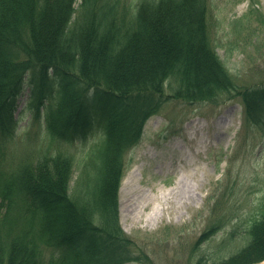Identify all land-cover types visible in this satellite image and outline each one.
<instances>
[{"label":"trees","instance_id":"16d2710c","mask_svg":"<svg viewBox=\"0 0 264 264\" xmlns=\"http://www.w3.org/2000/svg\"><path fill=\"white\" fill-rule=\"evenodd\" d=\"M73 2L0 0L3 155L16 136L14 111L26 73L36 85L35 117L46 91L58 86V101L46 113L49 139L71 142L97 127L103 132L73 190L76 160L64 151L21 158L9 173L2 171L0 210H7L0 215V264L149 260L119 224L118 202L123 156L142 138L147 119L169 98L190 104L239 96L245 119L262 122L264 84L239 85L217 55L206 0H139L131 16L121 0H84L75 20ZM214 229L207 228L198 245ZM263 259L264 206L248 228L247 242L208 264Z\"/></svg>","mask_w":264,"mask_h":264},{"label":"rangeland","instance_id":"374dc122","mask_svg":"<svg viewBox=\"0 0 264 264\" xmlns=\"http://www.w3.org/2000/svg\"><path fill=\"white\" fill-rule=\"evenodd\" d=\"M209 1V29L220 58L239 85L263 84L264 0ZM81 2L76 0L78 10ZM120 3L121 7H127L128 15L134 10L131 0ZM33 88V83L27 82L17 104L15 114L19 123L16 142L10 143L11 168L16 164L12 156L44 152L47 146L44 140L41 146L38 144L42 135H39L40 122L32 118ZM56 100L54 89L45 99V105ZM242 114L243 104L237 97L219 105L206 101L188 104L173 99L147 120L143 139L127 154L132 161L122 179L119 202L120 223L150 259L125 264H198L199 261L208 264L229 257L247 242L248 228L261 214L264 204V130L258 124L245 123ZM95 138L68 147L78 161L72 190ZM203 140L207 146L196 153ZM65 147L53 145V148ZM181 149L195 150V169L185 184L180 182L183 167L176 175L163 174L157 167L171 159L176 163ZM143 162L135 199L140 200L142 190L156 192V187H162L160 194L167 199L163 200L171 212L166 211L160 218L147 222L144 218L149 209H145L143 220L136 223L134 215L122 208V200L128 195L125 178L133 166ZM3 163L0 171L7 170V160ZM172 194L178 204L173 202ZM211 226L217 233L198 245L206 228Z\"/></svg>","mask_w":264,"mask_h":264},{"label":"bare ground","instance_id":"6f19581e","mask_svg":"<svg viewBox=\"0 0 264 264\" xmlns=\"http://www.w3.org/2000/svg\"><path fill=\"white\" fill-rule=\"evenodd\" d=\"M193 142V140H192ZM201 145L198 147L197 151L195 150H185V149H181L178 153V157L176 158V163L173 162V160L171 159L170 161H167L165 163H160V165H158L157 167L159 168V171L161 170V172L163 174H171L174 173L176 175V173L179 171V168L183 167V171L182 173V178L180 180V182H183V184H185L186 179L188 178V175H190L191 173H193L194 171V166L193 164L195 163V155L194 153H199L201 152L205 146H207V143H205V140H203L201 143ZM178 147V144H175V147ZM195 151V152H194ZM145 165V162L136 165V167H134L127 175V177L125 178L126 181V189L128 191V195L125 196L122 200V208L126 211V212H130L132 215H134L133 219L136 223H140V221L143 220V213L145 211V209H149L148 213L145 215L144 220L149 222L152 219H157L160 218L162 216V214L166 211H169V206L165 205V201L167 199H164L163 195H161V191H162V187L158 188L156 186L155 190L156 192H154L152 189V186L150 189H152L150 192H145L142 190V196H140V200L135 199V196L137 195V192L139 190H136L139 181H138V174L140 173V170L142 169V167ZM174 198L172 200H174L173 202L175 204H178V200L175 199V197L173 196V194L171 195V198ZM164 199V200H163ZM167 202V201H166ZM187 205V202H186ZM177 210V209H176ZM171 211H169L170 213Z\"/></svg>","mask_w":264,"mask_h":264}]
</instances>
